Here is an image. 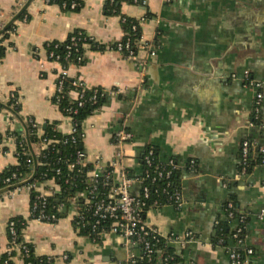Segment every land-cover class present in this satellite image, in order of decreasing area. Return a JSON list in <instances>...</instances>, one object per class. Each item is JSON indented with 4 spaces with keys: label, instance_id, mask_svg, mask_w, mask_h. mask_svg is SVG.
Returning <instances> with one entry per match:
<instances>
[{
    "label": "crops",
    "instance_id": "obj_1",
    "mask_svg": "<svg viewBox=\"0 0 264 264\" xmlns=\"http://www.w3.org/2000/svg\"><path fill=\"white\" fill-rule=\"evenodd\" d=\"M105 5L106 0H84L78 10L65 11L45 0H0V18L7 28L15 25L0 41V173L18 164L17 135L27 136L29 120L40 127L58 121L60 131L71 132L70 122L53 102L64 67L48 58L46 43L63 42L83 30L110 45L125 36L122 15L138 20L151 14L141 24V36L156 53L149 59L144 82L133 61L108 48L86 46L84 62L65 68L68 77L88 88L120 90L84 121L87 160L100 158L109 164L116 153L114 131L128 127L134 135L124 147L130 168L141 171L139 155L147 145H154L165 163L176 158L180 164L183 206L161 205L144 215L166 235L196 234V240L186 244L168 243L177 264H231L228 248L214 238L232 194L247 215L245 243L254 250L250 264H264V128L250 125L254 91L242 80L248 70L264 83V0H144V5L124 1L120 14H107ZM24 10L26 20L20 18ZM146 52L140 49L139 55ZM12 94L17 109L11 106ZM261 116L264 124V101ZM245 139L255 144L262 162L242 176L240 149ZM27 147L39 154L37 144L29 142ZM191 160L195 164L188 167ZM49 188L58 190L53 180L38 190L51 193ZM62 212L57 222H43L31 217L27 190L4 193L0 256L9 248V221L21 216L27 223L24 242L56 264H127L130 252L120 237L108 234L94 241L74 228L72 209ZM16 250L13 264H25ZM132 251L139 252L137 247Z\"/></svg>",
    "mask_w": 264,
    "mask_h": 264
},
{
    "label": "built area",
    "instance_id": "obj_2",
    "mask_svg": "<svg viewBox=\"0 0 264 264\" xmlns=\"http://www.w3.org/2000/svg\"><path fill=\"white\" fill-rule=\"evenodd\" d=\"M113 1V0H112ZM135 4L144 5V0H133ZM47 4H52L53 0H45ZM21 5V4H20ZM77 5L76 2H71L69 7L72 9ZM68 6L66 0H62L61 7L65 8ZM25 20L27 19V15H25ZM147 15L142 16L140 19L136 20L132 25V32L136 33L138 27L141 26L143 22L147 20ZM125 18H122L124 21ZM5 26L4 22L0 18V30ZM142 35V34H141ZM91 37V36H90ZM92 38V37H91ZM94 39V38H93ZM80 38L73 36L71 37V42L66 46L67 54L65 56L70 62L72 59L71 52L72 48L76 50L78 49ZM52 42V41H50ZM50 42H47L46 45ZM114 47H109L108 49L116 50L124 55V57L130 61H133L134 64L139 68L141 74V82L145 81V74L147 71V67L149 65L150 57L154 56L156 53L155 46L152 44L143 42L142 36L139 37V41L132 42L131 38L128 37L126 40L122 39L120 41L115 42ZM45 45V47H46ZM87 45H84L86 47ZM146 49V55H139L140 49ZM48 58L50 60L56 61L60 63V55L55 54L54 51H48ZM78 61L82 60V55L77 57ZM235 76V75H234ZM67 77L65 72V67L63 72L58 75L57 87L56 91L58 93L62 92L64 89V79ZM243 85L254 91V101L252 107V113L250 118V125L257 126L261 129L264 128V124L262 122V106L264 101V83L261 80L256 79L248 70L243 72L242 76ZM75 92V96L73 97L78 101V105L82 106L84 102V96L86 88H88L82 81L74 79L72 82ZM110 96L120 94L119 89L106 90ZM71 92V93H72ZM98 94V88H94L93 95L90 97V101L96 102V97ZM11 106L15 108V104H18V100L15 94L11 95ZM67 117V116H66ZM67 120L71 124V132L68 134L70 140L74 143L77 142L76 137V127L74 125L73 117H67ZM33 126L37 124L34 120H29ZM42 134V133H41ZM134 135L132 132L126 130L125 126L114 131L113 134V142L116 145V153L113 160L105 165L102 163L100 158H96L93 163V169L90 171L89 176L92 179V188L88 191V193H78L74 198L71 199V207L72 209V223L74 228L81 232L82 230H89L87 236H89L92 240L96 241L97 237H103L108 234H113L120 237L126 248L129 249V255L127 258V264H137L138 258L143 257L145 262L143 264H152L153 256L156 252V245L163 239L167 243L169 242H178L181 244H186L188 242H192L196 240V234L189 231L182 235H166L160 232L158 229L150 226L144 219L145 207L147 206V199L150 196V189L148 185H143L142 189H140L142 185V179L140 177H136L134 175H130L128 173L129 166L127 165V156L124 152V147L127 143H131L133 141ZM51 139L47 137L42 139L43 148L47 146ZM1 143V142H0ZM255 147V144L245 139L241 144L240 149V174L242 176H247L249 172V154L251 148ZM21 153L27 156V163H29L32 167L35 164H39V154L36 156L31 152L30 147L22 146L21 151L18 150L17 155L20 156ZM155 159V149L153 146L147 148L144 154V161L147 166L151 167L153 165V161ZM89 161L87 160V155L83 149H79L77 153L76 163H72L70 168L73 169L75 164L86 165ZM194 161H190L191 167L194 166ZM179 164L170 159L166 163H161L156 166V173L153 180L156 178H164L166 179V186L162 189V193L165 198L163 200H155L153 203V207H158L161 205H170L175 208H181L183 206V194L182 189H174L171 191V176L175 170H177ZM109 169V170H108ZM146 176H149L148 169L146 170ZM114 176L117 186L112 187L109 193L102 198L95 199V192L97 191V183L99 179L102 177L104 180V184L109 183L110 176ZM26 182L24 185H19L16 187H12L18 183ZM138 185L139 189L135 190L134 186ZM6 191H1L4 188H8ZM40 186H38L35 182H28L27 179L18 180L17 175L13 173L11 176L0 177V200L2 199L4 193L15 194L22 190H27L30 195L33 191H36L35 200L31 205V217L37 220L55 223L58 221L60 217L55 213L47 212V200L52 194L55 192L53 189L49 188V192L39 191ZM141 192V193H140ZM78 198H83L84 208H81L77 204ZM150 208V209H151ZM234 204L231 200L227 201L226 211L228 212V216L233 217ZM58 212L62 211L61 205L57 208ZM149 210V209H148ZM147 210V211H148ZM104 222H110V226L108 230H105L102 226ZM239 226L237 227L236 232L233 234V238L235 239L238 246H241L242 250L237 248H233L229 250V257L231 260V264H250V257L254 253L253 248L249 247L245 243V226L247 223V215L240 214L238 217ZM8 231L10 233L11 239H15L16 237V229L15 223L10 220L8 223ZM244 231V233H243ZM219 245L224 246V239L219 238ZM141 246V254L131 252L133 247ZM14 247H9L7 252H11ZM16 249H20L19 246ZM28 251L27 246L23 245L22 250ZM21 250V249H20ZM171 260H173L172 256H166L160 259L158 264H170ZM6 264L8 261L5 262ZM176 264V262H173Z\"/></svg>",
    "mask_w": 264,
    "mask_h": 264
},
{
    "label": "trees",
    "instance_id": "obj_3",
    "mask_svg": "<svg viewBox=\"0 0 264 264\" xmlns=\"http://www.w3.org/2000/svg\"><path fill=\"white\" fill-rule=\"evenodd\" d=\"M68 3L67 7H63L65 11H76L84 4V0H66ZM134 3L133 0H106L105 12L107 14H120V8L122 2ZM71 2H76L77 5L74 8H70L69 5ZM52 3L58 4L61 6L62 0H53ZM28 15L27 11L24 10L20 18ZM29 17V16H28ZM147 17H151V14H148ZM122 18H125L122 21L123 28L125 30L124 40L128 37L131 38L132 42L139 41V37L142 34L141 26L138 27L136 33L132 32L131 28L133 23H135V19L125 17L122 15ZM15 25L12 24L3 32L0 36L1 40L8 38L10 36V32L14 29ZM76 36L80 38L78 49L76 50L72 48L71 57L72 61L70 62L65 58L67 54L66 46L71 42V37ZM115 42L110 45H105L95 41L91 38L85 31L76 30L72 32L69 37L63 41H52L48 43L45 47L47 54L48 51H54L55 54L60 55V63L63 67H67L70 63H78L82 64L84 62V45L90 47L94 50H105L109 47H114ZM3 46L0 47V57L2 56ZM82 55V60L78 61L77 57ZM74 79L70 77H66L64 79V89L62 92L58 93L56 91L53 102L58 106V108L62 111L64 116H71L74 120V125L76 127V137L77 142L74 143L70 140L68 134H64L58 128V121L54 122H46L45 126H33L31 123H27V136L22 137L17 135V145L18 150L21 151L22 146H28V143H35L39 148V164H35L32 167L29 163H27V156L24 153H21L18 156V164L8 167L4 172L0 173V177L11 176L13 173L17 175L18 180L27 179L28 182H35L38 186H42L43 184L53 180L58 186V190H56L52 196H50L47 200V212L55 213L58 217H61L62 211L58 212L57 208L61 205L62 209L65 207L67 210L71 207V199L74 198L78 193H88V191L92 188V179L89 176L90 171L93 169V163L88 162L86 165L75 164L73 169L70 168L72 163H76L77 153L79 149H83L82 146V138H83V124L84 121L90 117L95 111L99 110L104 106L108 98H110V94L104 89L98 88V94L96 97V102L90 101V97L93 95L94 88H86L84 102L82 106L78 105V101L75 100L71 92L74 90L72 85ZM15 108H19L18 104H15ZM43 130L40 133V130ZM126 130L132 132L128 127ZM47 137L51 139L50 142L45 148H43L42 139ZM153 146L155 149V159L153 161V165L151 167L147 166L144 161V154L148 147ZM140 163L142 169L140 172L136 171L134 168H129L128 173L130 175H134L136 177H140L142 179V185L140 189H142L143 185H148L150 189V196L147 199V206L145 207V212L153 206L155 200H163L165 198L162 193V189L166 186V179L164 178H156L153 180L152 177L157 175L156 166L161 163H165L162 161L158 155L157 149L154 145H147L139 155ZM178 164V160L176 158H172ZM249 172H251L254 167L262 162V156L259 150L253 147L250 150L249 154ZM190 162H188V167ZM149 171V176H146V170ZM109 170V169H108ZM108 184H104V180L101 177L97 183V191L95 192V199L102 198L106 196L112 187L117 186V182L114 176H110ZM182 189V173L180 164L177 170H175L171 176V191L174 189ZM1 190V189H0ZM141 193V192H140ZM36 191L31 193V205L35 200ZM233 204V212L234 216H228V212L226 211V217L220 220L217 225V234L214 238V243H217L219 238L224 239V246L228 248V251L237 248L242 250L241 246H238L235 239L233 238V234L236 232L237 227L240 225L238 222V217L241 214L239 207L237 206L235 195H230V199ZM77 204L84 208L83 198H78ZM227 204V202H226ZM225 204V205H226ZM15 223L16 229V237L15 239H11L10 233L8 231V246L14 247L11 252H5L0 256V264H13V257L17 253L16 247H20V254L24 260L25 264H56V261L51 256L46 255H38L35 253L34 248L31 244L25 243L23 240V229L26 227V220L21 216H16L11 219ZM234 224V226H233ZM105 230H108L110 226V222H104L102 224ZM245 230V229H244ZM89 230H82L80 233L88 234ZM244 233V231H243ZM96 241L100 242L101 237H97ZM26 245L28 251L22 250V246ZM141 254V246L137 247ZM166 256H172L173 260H171L170 264L173 262L178 263V258L174 254V250L172 247L168 245L166 241L163 239L156 245V252L153 256L152 264H158V259L164 258ZM145 259L143 257H139L137 264H143Z\"/></svg>",
    "mask_w": 264,
    "mask_h": 264
},
{
    "label": "water",
    "instance_id": "obj_4",
    "mask_svg": "<svg viewBox=\"0 0 264 264\" xmlns=\"http://www.w3.org/2000/svg\"><path fill=\"white\" fill-rule=\"evenodd\" d=\"M6 28H7V25L4 26V28L0 30V33L4 32V31L6 30ZM25 183H26V182H21V183H18V184H16V185L12 186V187H16V186H19V185H24ZM9 188H10V187H8V188H4V189H2L1 191H6V190H8ZM64 209L66 210V207H65Z\"/></svg>",
    "mask_w": 264,
    "mask_h": 264
}]
</instances>
